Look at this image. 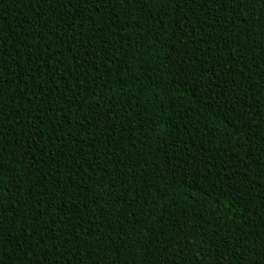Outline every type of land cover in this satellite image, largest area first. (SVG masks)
I'll use <instances>...</instances> for the list:
<instances>
[{
	"label": "trees",
	"instance_id": "obj_1",
	"mask_svg": "<svg viewBox=\"0 0 264 264\" xmlns=\"http://www.w3.org/2000/svg\"><path fill=\"white\" fill-rule=\"evenodd\" d=\"M0 264H264V0H0Z\"/></svg>",
	"mask_w": 264,
	"mask_h": 264
}]
</instances>
